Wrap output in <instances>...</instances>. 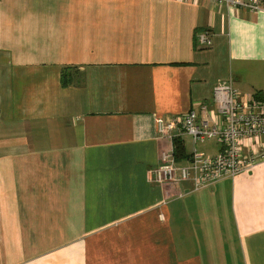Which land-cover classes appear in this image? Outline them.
Wrapping results in <instances>:
<instances>
[{"label": "crops", "instance_id": "1", "mask_svg": "<svg viewBox=\"0 0 264 264\" xmlns=\"http://www.w3.org/2000/svg\"><path fill=\"white\" fill-rule=\"evenodd\" d=\"M229 78L264 96V3L0 0V264H264V159L149 179L174 138L198 143L158 118L214 114Z\"/></svg>", "mask_w": 264, "mask_h": 264}, {"label": "built area", "instance_id": "2", "mask_svg": "<svg viewBox=\"0 0 264 264\" xmlns=\"http://www.w3.org/2000/svg\"><path fill=\"white\" fill-rule=\"evenodd\" d=\"M217 4H230L259 10L264 0H212ZM200 46H208V30L197 34ZM216 112L198 118L190 109L182 114L158 118V129L169 137L182 130L191 135L193 142L208 138L216 140L221 149L210 154L193 147L186 161L179 163L170 144L161 151L159 162L149 169V179L155 183L189 180L193 187L211 184L225 175L249 170L256 161L264 159V97L243 95L232 79L217 81L212 88Z\"/></svg>", "mask_w": 264, "mask_h": 264}, {"label": "trees", "instance_id": "3", "mask_svg": "<svg viewBox=\"0 0 264 264\" xmlns=\"http://www.w3.org/2000/svg\"><path fill=\"white\" fill-rule=\"evenodd\" d=\"M73 75L74 73H71L70 71L67 72L66 70H63L61 72V83L62 84H68L73 82ZM75 75H77V72L75 71ZM264 97V96H263ZM262 98V97H258ZM174 154L177 159H183L188 156V153L185 151L183 142L180 138H174Z\"/></svg>", "mask_w": 264, "mask_h": 264}, {"label": "rangeland", "instance_id": "4", "mask_svg": "<svg viewBox=\"0 0 264 264\" xmlns=\"http://www.w3.org/2000/svg\"><path fill=\"white\" fill-rule=\"evenodd\" d=\"M207 143H209V141H206V142H204V143H200V142H198V143L196 144V147L199 148V149H205V145H206ZM188 145L190 146L189 143H188Z\"/></svg>", "mask_w": 264, "mask_h": 264}]
</instances>
